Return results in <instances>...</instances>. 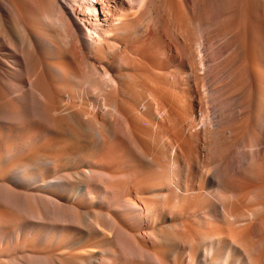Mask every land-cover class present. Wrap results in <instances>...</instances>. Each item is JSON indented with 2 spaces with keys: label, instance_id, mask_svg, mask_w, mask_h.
Returning a JSON list of instances; mask_svg holds the SVG:
<instances>
[{
  "label": "bare ground",
  "instance_id": "bare-ground-1",
  "mask_svg": "<svg viewBox=\"0 0 264 264\" xmlns=\"http://www.w3.org/2000/svg\"><path fill=\"white\" fill-rule=\"evenodd\" d=\"M95 140L121 175L63 173ZM179 163L230 199L251 183L263 251L264 0H0V264H163L171 237L206 238L145 224L147 195H184ZM99 179L111 199L83 213Z\"/></svg>",
  "mask_w": 264,
  "mask_h": 264
},
{
  "label": "rangeland",
  "instance_id": "rangeland-1",
  "mask_svg": "<svg viewBox=\"0 0 264 264\" xmlns=\"http://www.w3.org/2000/svg\"><path fill=\"white\" fill-rule=\"evenodd\" d=\"M97 97L100 98V95H97ZM108 145L110 148L115 149V151L118 154H116V152L113 151L110 153L104 152L103 151V148L105 147L104 141L95 140L93 148L87 153V158H83L79 160V162H77L75 165H72V163L67 162L66 165L64 166L65 169H63V173L70 172L69 168H72L71 172L79 173L82 171V168H84L83 166L87 165L88 162L93 161L92 163L98 165V167L94 169L99 171H104L106 173H111L113 175H118V176L121 175L118 166L116 167L115 164L110 165L107 162L108 157L112 156L114 153L118 156L120 155L119 157H122L120 154L121 152L119 151L120 147L116 146L115 140L113 139H110ZM111 153L113 154L110 155ZM104 155L106 156L104 159H102ZM113 157L118 158L115 155H113L111 158ZM100 165L103 168L102 167L99 168ZM162 168L164 169L163 170L164 172L162 171L160 175L159 173H156L157 171H155L156 175L158 177L161 176L160 178H162L160 179V181H157V183L161 182L158 183V185L159 184L163 185L164 183L162 184V182H165V179L168 176L167 173L171 172V170L169 171L168 167L166 166H163ZM159 170L158 172H160L162 169L160 171ZM172 171H173L171 173L172 175L170 176L174 177V180L178 181L179 187L183 190V193L185 192L184 195H179V197L176 194H171L172 196L168 195L169 198L163 200V202L167 201L165 202V204L167 203L166 207L161 206V204L159 203L161 199H157L156 201L158 203H156L155 198L152 195H147L146 196L147 202L150 204L152 203V205H155V207H157L158 209L157 208L154 209V215L152 217V220L149 218L145 224L148 225L151 222L155 224L157 228L168 227V229H177V230L183 229L186 232L191 230L197 231L199 233L205 234L206 240L202 239L199 241L197 240V242H195L196 239H194L193 236H192L193 238H191L190 234L189 236L187 234L186 238L184 237V239H181L182 242L180 240L176 241V239L171 237L172 239H170V243L168 244L169 245L168 251L170 250V252L166 253L167 256L163 261V264L164 263L165 264H255L256 262H257L256 264H264V256H263L264 247L260 248V250L262 249L263 251L256 250L255 253V250L249 248L248 245L249 241L256 242L257 238L254 237L255 238L254 239L252 236L250 237V239H248L247 237H245L247 238L245 239L242 236V235L245 236L246 233L245 226L247 223V221L243 220L242 217H244L245 219L246 213H250L253 210L255 211L258 205V200L256 196H253L254 189L252 186H250L251 183L246 182L248 184L244 183L245 185L243 184V186H240L236 190L235 193L236 197L234 199H230V193L229 190H227L228 188L225 187L219 188L214 186V183L211 182L209 178L206 182H204L200 177L195 175L194 170L187 167L185 168V166L181 163H179V165L177 166H174ZM48 180L52 182L54 181V178H49ZM101 180L102 179H99L100 182L97 181L95 185H93V187L95 188L93 189L94 192L92 195L94 197L92 203L81 200L77 202V204L81 205L82 208L84 207L82 209L83 213H87L88 211H92V212L105 211L106 203L111 199V196L106 195L104 193L103 188L101 186L102 183ZM148 181L151 184L152 180H148ZM155 182L156 181L152 182V184L154 185ZM54 183H56V181ZM157 183H155V185H157ZM247 186L248 187L250 186L249 187L250 189H248ZM214 187L220 189L219 192L220 191L222 192L219 193L218 190L216 192V188ZM243 187L245 190L243 189ZM240 188L242 192L238 191ZM243 190L245 192H243ZM204 192L216 194L219 200L221 198L220 202L225 204V206L227 207V211H225V213L222 212L223 213L222 214L221 211L216 209L214 206L209 205L210 203L208 204V202L205 199H208V201L210 199L206 198L208 196L204 197L203 195ZM244 196H246V198H244ZM209 197L211 198V200H213L211 196ZM235 201L236 202L242 201L240 203V208H238V210H240V214L239 211L237 209H234L233 207V203ZM229 213L231 216L229 215ZM239 219H242L243 221L242 220L239 221ZM229 220H230V224H229ZM144 226L145 225H143V227ZM143 227L138 229L140 233L146 232V229H144ZM241 231L244 233H242ZM142 235H143L142 239H144V242H146V244H149L150 239L147 238V234H142ZM242 238L244 239L242 240ZM245 244H247V247ZM260 252H262L261 255ZM257 259H259V261Z\"/></svg>",
  "mask_w": 264,
  "mask_h": 264
}]
</instances>
